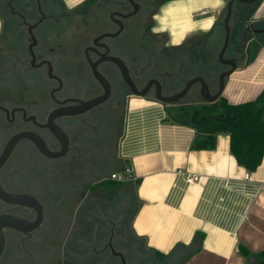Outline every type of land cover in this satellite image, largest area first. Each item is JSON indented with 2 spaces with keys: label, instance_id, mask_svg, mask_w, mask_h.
Here are the masks:
<instances>
[{
  "label": "flooded vegetation",
  "instance_id": "1",
  "mask_svg": "<svg viewBox=\"0 0 264 264\" xmlns=\"http://www.w3.org/2000/svg\"><path fill=\"white\" fill-rule=\"evenodd\" d=\"M134 1L140 4V10L128 18L120 14L133 11L129 0H102L96 10L83 7L76 13L63 10L57 1L43 5L40 0L44 16L37 8L32 18L14 8L7 9L21 23L24 35L8 38L7 47L1 52L4 55H0V158L9 153L0 167V189L8 195L36 199L43 206V215L38 225L35 209L0 198V217H6L0 264H43L38 257L45 247L50 248L44 237L53 246L59 245V241L67 244L63 264H122L116 253L124 256L126 264H170L156 262L151 256L143 259L134 253L127 241L117 239L119 226L109 219L103 220L99 212L93 213L89 200L91 190L105 194L103 189L95 188L105 180L91 184L86 172L94 163L90 153L97 150L93 139L108 113L115 115L134 96L120 68L105 59H121L134 89L147 92L146 97H155L154 81H158L162 95L170 96L181 91L189 80L185 76V60L171 61L170 69L156 63L154 56L149 59L153 54V49H147L151 41L140 36L145 28L140 17L146 13L141 1H145L148 9L154 0ZM21 15L33 23L43 18L34 30L35 58ZM243 31L235 44L231 42L227 58H239L241 51L247 55L249 46L242 48ZM107 33L118 34L97 40ZM140 50H145L146 57ZM161 51L164 54V48ZM89 59L92 63L99 62L97 70L108 81L110 95L102 104L85 110L83 103L106 92L94 77ZM46 62L52 65L51 77ZM196 76L204 77L214 87L215 82L207 72ZM197 89L199 85L181 102L188 101ZM51 117L52 123L66 135V142L49 129ZM38 136L53 154L64 155L59 158L42 155L38 151ZM63 211L74 212L71 228L69 221L63 219ZM8 224L19 225L25 232ZM120 228L122 233L121 224Z\"/></svg>",
  "mask_w": 264,
  "mask_h": 264
},
{
  "label": "crops",
  "instance_id": "2",
  "mask_svg": "<svg viewBox=\"0 0 264 264\" xmlns=\"http://www.w3.org/2000/svg\"><path fill=\"white\" fill-rule=\"evenodd\" d=\"M61 1L74 10L87 0ZM229 1L169 0L158 6L151 31L178 47L217 32ZM13 6V0H0V36L4 14ZM244 19L243 30L250 25L254 33L245 61L228 77L221 95L231 104L252 101L264 89V45L250 53L254 36L264 38V0ZM242 31L236 32V41ZM166 110L154 98L138 96L125 107L119 156L133 174V234L148 250L166 256L181 246L194 247L185 264H247L240 245L251 253L264 252V155L248 171L232 155L226 133L216 136L213 149H194L195 129L169 121ZM198 234L202 238L194 243Z\"/></svg>",
  "mask_w": 264,
  "mask_h": 264
},
{
  "label": "trees",
  "instance_id": "3",
  "mask_svg": "<svg viewBox=\"0 0 264 264\" xmlns=\"http://www.w3.org/2000/svg\"><path fill=\"white\" fill-rule=\"evenodd\" d=\"M14 1V9L26 18H32L36 15L37 12V1L38 0H13ZM57 1L63 8V3L61 0H53ZM169 0H160L158 5L155 7L156 10L158 6L164 2ZM51 0H41L43 5L50 3ZM102 0H87L82 8H92L96 10ZM258 3V2H257ZM238 4V6H237ZM253 4H245V3H236L234 5V17L235 25L238 31H242L244 28V16L248 11L252 10ZM81 8H76L71 10V13H76ZM155 10V12H156ZM232 17V19L234 18ZM5 20V30L2 36H0V43L6 44L8 38H11L13 35H17L20 38L23 37V30L21 23L17 22L15 16L11 14L10 11L4 14ZM231 23L233 21L231 20ZM222 24L224 27V23L222 22L219 29L213 30L209 34L197 38L195 40L197 46L206 45L207 55L203 56L201 59V72L208 73L211 75V78L214 82L217 81L219 74L223 71V65L219 62L218 56L216 53L214 45V41H218L220 36L218 35L220 30H222ZM152 25L151 23H146L144 32L151 33ZM225 32V31H224ZM222 33V32H221ZM256 35V34H255ZM233 32L231 31V42H232ZM194 39H190L178 46L177 48L183 47L187 49L189 44L193 42ZM147 43V41H146ZM264 45V38L260 35H256L253 38V41L250 43V53H255L256 49L260 46ZM220 46V45H219ZM222 48L221 46L219 49ZM140 53H145V50H140ZM200 72V71H199ZM166 112L168 120L181 124L184 126H189L196 131V139L193 143V148H204V149H213L215 146L216 136L219 133H226L230 137V150L232 155L237 160L238 164L244 166L248 171H254L261 163L263 155H264V89L262 92L256 97V99L252 101H247L239 104H231L224 97H220L214 103H205L202 100L200 102L193 101H184L181 105L176 107H167ZM122 132L120 141L124 135V121H125V109L122 113ZM118 155H119V145H118ZM120 157V156H119ZM122 168L118 171L124 170L127 167L125 161L120 158ZM130 182V181H129ZM129 182H117L110 179L105 180L102 183H99L95 186V188H101L105 192V194L113 199L117 197L118 192L122 190L125 185L129 186ZM132 194H133V189ZM132 203L129 209L126 210L130 212L128 221H122V233L124 235V240L127 241L132 247V251L136 254H141L142 251L150 252L151 258L154 261L163 263L169 262L170 264H185L186 259H188L191 255H193L196 249L192 246H181L174 250L171 255L166 256L165 254L152 252L148 250L144 242L137 238L131 229L132 220L136 214V203L134 197H132ZM131 202V201H130ZM126 224V227H124ZM129 224V225H128ZM128 228V229H127ZM129 230V232L127 231ZM126 232V233H125ZM128 232V233H127ZM130 238V239H127ZM202 238L201 234H198L194 238V243L199 241ZM239 251L244 255L247 260V264H264V252L260 253H251L244 245L239 246Z\"/></svg>",
  "mask_w": 264,
  "mask_h": 264
},
{
  "label": "rangeland",
  "instance_id": "4",
  "mask_svg": "<svg viewBox=\"0 0 264 264\" xmlns=\"http://www.w3.org/2000/svg\"><path fill=\"white\" fill-rule=\"evenodd\" d=\"M159 2L160 0H154L152 7H148L147 9V5L145 1H141L142 6L144 8V13L146 10V13L140 17V20L142 22H144L145 24L146 23H151V25L153 24L152 14L155 13L156 10L155 7ZM235 19L236 16L232 19L234 24L232 23L231 25V31L233 32L232 42L234 44L236 42L235 36L237 31L235 25ZM140 32H141L140 34L141 38L151 41L150 46H147L148 47L147 49L149 50L153 49V54L148 56L149 59L151 58V56H154L153 60H155V62L158 64L162 63V66L166 68L171 67L170 64L171 61L173 60H177V59H180L182 61L185 60L184 62L187 66L185 70V76L187 80L195 77L196 74L199 73V71L201 72L202 68L201 65L199 64L201 62L199 61L203 59L204 55H207V53H209L207 51L208 47H206V45L197 46L196 44L197 40L194 39V41L191 42V44H189L187 49H184L183 47L177 48L168 45V43L165 42L163 37H160L155 34L152 35L151 33L146 34L144 33V30H141ZM218 35L220 36V39L219 41H214L213 46L215 47L216 53L219 54L221 50V48L219 49V47L220 46L222 47L225 36L223 24H222V30H220ZM152 45H155V47L152 48ZM4 47H7V44L3 45L0 43V55L2 56L4 55V53L1 52H3ZM163 48H164V54L161 51ZM179 52L181 53L179 54ZM144 56L146 57V53ZM162 59L164 60L163 62H161ZM201 100L202 99L199 94V89H197L188 101L200 102ZM124 109L125 108L118 110L115 115L111 114L112 116L109 113L108 115L106 114L107 116L105 117L103 125L97 130L98 131L97 135H95L93 139V141H95L94 144H96L97 150L90 153L94 163L90 165V168L88 170H86V172L89 173L91 184L94 182H100L109 179L112 173L122 168L120 157L118 155V145L122 132L121 118ZM113 112L115 113V111ZM131 189H132L131 186L125 185L122 188V190L118 192L117 197L113 199L106 196V194H104L101 190L99 191L91 190L89 196V200L91 203V210L93 211V213L97 214L99 212L103 217V220L106 221L107 219H109L110 221L115 223L116 226L117 225L119 226L120 230H118V232L116 233L117 239L119 240H124V235L123 233H121L120 224L122 223V221L124 222V220L127 223L129 218L130 212L128 211L130 210L129 209V207L131 206L130 203H132L133 200L132 199L133 194ZM60 202L64 203V201H60ZM45 203H47V201H45ZM60 208L63 209L62 205H60ZM125 209L128 211H125ZM73 214L74 212L70 214L68 212H64L65 217L63 219H67L69 221L70 228L73 222L72 220ZM105 214L107 216H105ZM124 227H126V224ZM127 231L129 232V230ZM65 234H67V232ZM43 240L45 244H49L50 248L45 247L43 249L42 255L38 257L39 260H42L43 264H57V263L63 264L64 259L67 258L65 254L67 250L66 248L67 244L65 242L59 241L60 242L59 245L53 246L51 245L52 243L48 241L45 237L43 238ZM149 253L150 252L148 251L147 252L142 251L140 255L142 256L143 259H146L148 256H150L151 253L150 254Z\"/></svg>",
  "mask_w": 264,
  "mask_h": 264
},
{
  "label": "water",
  "instance_id": "5",
  "mask_svg": "<svg viewBox=\"0 0 264 264\" xmlns=\"http://www.w3.org/2000/svg\"><path fill=\"white\" fill-rule=\"evenodd\" d=\"M260 0H230L228 2L227 8H226V14H225V18H224V31H225V36H224V40H223V45L222 48L219 52V62L224 66V70L219 74L217 81L215 82V84L213 85L214 87H212V85L202 76H195L193 78H190L185 87L179 91L176 94L170 95V96H164L161 93L160 90V85L158 83V81H154V83L156 84L157 87V91L155 94L154 99L157 100L158 102L164 104L167 107H176L181 105V100L183 98H185L188 93L190 92V90L196 86L199 85V91H200V96L203 102L205 103H214L216 102L222 95V92L224 90L225 87V83L226 80L228 79V77L235 72L238 67L239 64H241L242 62L245 61L246 58V53L244 51L240 52V57L239 58H227L226 57V52L230 47L231 44V20L233 17V12H234V5L238 2L240 3H245V4H253V3H257ZM130 4L133 6V11L129 14L123 15L120 14L121 17L124 18H128L131 17L133 15H136L139 10H140V4L135 2L134 0H129ZM37 8L39 13L44 16V11L42 10L41 7V3L40 0L37 1ZM21 18L23 20V24L26 26L27 32L30 36L29 40L31 41V45L29 46L31 55L33 58H35L34 56V52H33V47L36 45L37 43V39L35 37L34 34V30L38 27V24L40 22H42L41 18L39 20V22L37 21L36 23L27 21L22 15ZM120 25V30L122 29V24L121 22L119 23ZM118 32V33H119ZM118 33L112 34V33H107V34H103L101 35L97 40L105 38V37H115ZM254 33V31L252 30L251 26H247L246 29L243 31L242 33V41H243V46L242 48H246L248 45V42L250 40V35H252ZM95 44H97V41H95ZM106 61H110L114 64H116L120 70L121 73L123 75L124 81L126 82L127 85H129L132 88V94L134 96H138V97H146L147 96V92L145 91H137L136 89H134L133 87V83L129 77V73H128V69L125 65V63L116 57H107L105 59ZM89 64L92 68V72L94 77L98 80V82L104 86L105 88V94L97 97L95 99H91L89 101H87L86 103H83L84 109L85 110H89L92 109L100 104H102L103 102H105L109 95H110V86L108 81L98 72L97 70V65L98 63H92V61L89 59ZM46 64H48L49 67V77H51V73H52V65L49 62H46ZM52 117L49 120V129L52 131V133L58 137L60 140H63L66 142V135L64 134V132L57 128L53 123H52ZM38 151L48 157V158H59L62 157L64 155V153H59V154H53L47 147L45 141L38 136ZM8 152L4 153L3 156L0 158V167L3 165L5 159L8 156ZM0 198L3 201L6 202H10L13 204H18V205H23L29 208H33L38 212V225L42 220V215H43V206L41 205V203L39 201H37L36 199L29 197V196H25V195H8L6 194L3 190L0 189ZM6 224V217H0V255L3 251V246H4V236L2 233V227H4ZM10 225V224H8ZM12 225V226H11ZM10 227H12L14 230L17 231H22L25 232V230H23V228H21L19 225H15V224H11ZM24 226V222H21V226ZM117 256H119L121 258V263L122 264H126V260L124 258V256L121 253H116Z\"/></svg>",
  "mask_w": 264,
  "mask_h": 264
},
{
  "label": "built area",
  "instance_id": "6",
  "mask_svg": "<svg viewBox=\"0 0 264 264\" xmlns=\"http://www.w3.org/2000/svg\"><path fill=\"white\" fill-rule=\"evenodd\" d=\"M110 180L117 181V182H129L133 179L132 169L127 166L123 171H116L112 173L109 177ZM196 177H190L188 178V181L192 182L195 181Z\"/></svg>",
  "mask_w": 264,
  "mask_h": 264
}]
</instances>
